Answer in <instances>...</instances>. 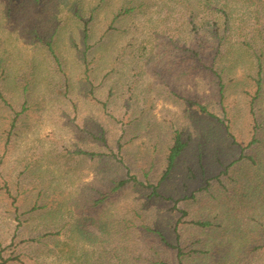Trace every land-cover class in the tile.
Returning <instances> with one entry per match:
<instances>
[{"label":"rangeland","instance_id":"1","mask_svg":"<svg viewBox=\"0 0 264 264\" xmlns=\"http://www.w3.org/2000/svg\"><path fill=\"white\" fill-rule=\"evenodd\" d=\"M127 2L0 0V264H264V205L245 218L231 214L236 183L264 175V145L253 143L256 122H264V89L254 101L249 79L257 74L253 56L223 77L222 100L221 81L198 60L182 76L179 53L165 54L172 37L182 38L168 33L179 17L152 8L115 20ZM93 7L86 42L76 13L88 20ZM174 94L210 104L217 118L182 109ZM176 131L188 146L164 179ZM129 173L144 185L131 182L109 202L81 208ZM41 188L57 201L39 198ZM43 200H54L59 215L79 207L84 217L107 220L112 245L45 249L49 220L29 212Z\"/></svg>","mask_w":264,"mask_h":264},{"label":"trees","instance_id":"2","mask_svg":"<svg viewBox=\"0 0 264 264\" xmlns=\"http://www.w3.org/2000/svg\"><path fill=\"white\" fill-rule=\"evenodd\" d=\"M98 7L92 8V13L88 17V20H84L79 11L76 13L77 18L84 22L86 42L91 36L89 23L93 20L94 11ZM173 7H177L175 13ZM152 8H157V10L160 9V11L156 13H161V10L164 9V16L173 19L174 15H176L181 20V25L176 27V29L171 26L170 31V26H168V33L181 32L182 38L180 41H175L172 37L169 46L167 45L165 54L168 57H172L175 53H179V57H182L181 62L186 64L184 72H181L182 76L187 73L189 74L190 67L187 64H191L194 60H198L221 81L220 93L223 100L226 88L223 84V77L236 68V65L249 63L250 60L246 59V54L249 53L253 56L254 62H252V64L254 67L256 66L257 69L255 78L249 76V79L251 78L252 81V89H256L254 101H258L262 98L261 92L264 89V0H164L163 2H161V0H128L127 5L122 7L117 13L115 20L126 15L132 17L145 14V12H148ZM172 13L174 14L173 16H171ZM164 23H167V21ZM113 30H115V28H113ZM48 46L53 52V45L49 42ZM160 50L163 54L161 47ZM249 64H251V62ZM5 72V68H3L0 63V101H5L1 86ZM233 81L234 80H232V82ZM246 84L247 80L244 85ZM170 99L178 105H181L184 110H193V114L197 112L199 115L202 114L217 118L210 104H205L200 100H193L183 95L177 96V94H174V96L172 95ZM23 111H25V108ZM172 141L173 144L166 155L165 162L167 163V168L166 172L163 174L164 179L177 168L179 160L188 146V142L183 140L182 133L179 131L175 132ZM253 143L264 145V122H256V137ZM258 148L259 145L256 149ZM76 154L88 158L101 156L95 152L85 150H79ZM250 159L254 164L257 163V158L255 156H251ZM247 169L252 172V167H248ZM129 175V179L118 180L114 186H110L99 199L88 197L80 202L81 208L83 210H89L93 207L97 208L107 203V201L109 202L113 194L119 192L131 182L144 185V182H140L137 177L132 176L130 173ZM148 177V174H144L146 181H148ZM262 177H264V175L260 176L262 182H249V184L246 185V183L243 184L242 181H239L232 188L231 200L233 204H235L233 205L231 214H233L235 219L245 218L244 216H248L264 205V180ZM243 186L245 187V191L243 193L242 191L238 193ZM54 195L52 190L41 188L38 197L54 199ZM54 200H43L45 206L39 207L37 202H35V205L29 211L30 214L37 212V216L45 217L49 220L46 226V229L49 231L45 238L46 241L41 243L45 249L55 253L57 248H54V246H59V243H62L64 248L67 249L72 243H79L82 245L84 242H90L94 246L104 247V250L107 251V245H112L111 241L114 232V229L107 220L95 216L84 217L79 214L81 211L79 207L77 208L79 212L73 210V213H71L68 209L64 214L59 215L50 206L55 203ZM16 201L17 199H14V203ZM49 217H51V219H49ZM56 218L64 219L66 223L57 224L56 220H54ZM198 224H201V222ZM202 224L206 225L205 223ZM256 232L257 231H251L243 236L244 241L242 244L244 249L247 246L246 240L256 236ZM179 254L181 255L182 251H180ZM67 255L68 253L66 257ZM106 255L110 256L111 254L106 253ZM114 258L115 256L112 255V259ZM67 259L69 260L68 257ZM7 261L8 260H5L4 262ZM78 262L82 263V259H79ZM158 263L167 264L161 260H159ZM73 264L78 263L76 261V263L73 262Z\"/></svg>","mask_w":264,"mask_h":264}]
</instances>
